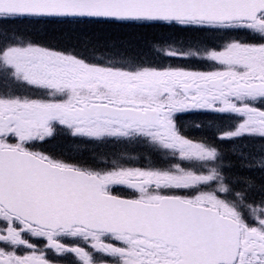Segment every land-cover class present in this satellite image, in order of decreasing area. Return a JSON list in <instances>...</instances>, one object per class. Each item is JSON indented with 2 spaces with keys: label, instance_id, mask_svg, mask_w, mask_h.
I'll use <instances>...</instances> for the list:
<instances>
[{
  "label": "snow or ice",
  "instance_id": "6c2138e0",
  "mask_svg": "<svg viewBox=\"0 0 264 264\" xmlns=\"http://www.w3.org/2000/svg\"><path fill=\"white\" fill-rule=\"evenodd\" d=\"M122 29L220 42L95 59L127 54L106 38ZM10 81L36 91L0 92V264H264V0H0ZM189 111L236 123L194 141L176 123ZM62 133L145 145L166 166L35 150Z\"/></svg>",
  "mask_w": 264,
  "mask_h": 264
},
{
  "label": "flooded vegetation",
  "instance_id": "af4514ba",
  "mask_svg": "<svg viewBox=\"0 0 264 264\" xmlns=\"http://www.w3.org/2000/svg\"><path fill=\"white\" fill-rule=\"evenodd\" d=\"M188 37H191L193 39H188ZM183 44L185 46H194L195 47V52L196 51H202L203 50V45L209 42L219 44V38L213 37V36H199L194 34L192 35H187L183 37L182 40ZM188 68H193L195 70H208V65L206 64H199V63H188L186 65H183ZM8 91L13 94L17 95H24L22 91L18 89H14L12 86V81L8 83V85L5 87V85L0 82V92ZM214 114L210 113H204L201 111H189V112H182L181 116L176 118V123L178 128H182V131L185 133H188L190 136L195 135L197 138L196 141H199L201 139V136L199 135L198 131V126L199 127H205L209 124L214 123L215 125H219V127L223 129H229L231 128L236 121H213L210 119ZM239 118H237L238 120ZM214 130H216L214 128ZM42 151L43 152V145H36V150L37 151ZM225 157L227 158L228 156H231L232 153L229 151L228 148L223 149ZM101 153H70L73 158H66L67 162H72V161H96L97 163L103 164V163H108V164H119V165H124L123 167H149L153 166L156 168L160 167H165V158L152 152L151 150L148 152H135L132 153V155L122 157L121 156H104L100 157L99 155ZM227 163V160L225 161Z\"/></svg>",
  "mask_w": 264,
  "mask_h": 264
},
{
  "label": "trees",
  "instance_id": "16d2710c",
  "mask_svg": "<svg viewBox=\"0 0 264 264\" xmlns=\"http://www.w3.org/2000/svg\"><path fill=\"white\" fill-rule=\"evenodd\" d=\"M142 33V34H140ZM159 36V33H145V31H138V34H132L130 35L125 30L123 31H114L111 34L107 35V39L109 40H116L118 42L124 43L125 46H130L129 51L127 54L120 52L119 54L113 53V52H106L103 49H98L92 55L95 57L96 55H102V56H110V57H123L126 56L127 58H133L135 57H141L145 55H149V52L142 51V48L146 46L148 43L150 44L151 41L156 39ZM178 36V34H177ZM144 44V45H143ZM150 47V45H148ZM52 147V146H51ZM53 150H62L63 152H66L64 146H62V143H58L57 146L52 147ZM99 155V154H98ZM100 157L104 156L102 153L99 155Z\"/></svg>",
  "mask_w": 264,
  "mask_h": 264
},
{
  "label": "rangeland",
  "instance_id": "374dc122",
  "mask_svg": "<svg viewBox=\"0 0 264 264\" xmlns=\"http://www.w3.org/2000/svg\"><path fill=\"white\" fill-rule=\"evenodd\" d=\"M123 30H125V31L128 32L130 35H132V34H138V30H143V29H122V30H116V31L119 32V31H123ZM166 43L169 45V42H166ZM167 44H165V43H159V44L150 43V44H148V45H150V48H151L152 51H153V57H152V51H151V52H149V55H148V54L145 55V56H142V55H141V57H135V59H143L145 62H147V61L149 60V58H151V60L154 61L155 58L160 57V54L162 55L163 51H164L165 49H167ZM143 45H144V44H143ZM158 49H160V53H159V54L157 53V50H158ZM175 49L181 51V48H175ZM186 52H190V53H191V52H195V51H194V50H187ZM132 59H133V58H132ZM128 60H131V58H128ZM115 61L122 62V59H121V57H117V58L115 59ZM174 66H180V65H179V63H175ZM181 113H182V112H178V113H176V117L180 116ZM76 141H78V140H76ZM76 141L71 142L70 145H63L64 148H65V150H66V151H72V152H79V151H84L85 149H88L90 146H91V148H93L92 146H97V147H99V146L102 145V144H94V145L89 144L90 146H83V145H79V142H76ZM108 141H112V142H109V143H108ZM105 142H106V143H105ZM110 143H114L113 140H111V139H109V140H104L102 146H104V145H106V144L111 145ZM123 143H126V142H123ZM137 145H139L138 148H139V150H140V147H141L142 145H141V144H137ZM93 149H94V148H93ZM139 150H138V151H139Z\"/></svg>",
  "mask_w": 264,
  "mask_h": 264
}]
</instances>
